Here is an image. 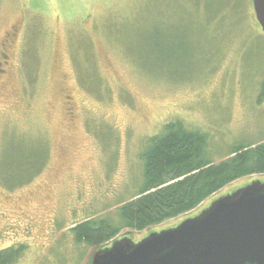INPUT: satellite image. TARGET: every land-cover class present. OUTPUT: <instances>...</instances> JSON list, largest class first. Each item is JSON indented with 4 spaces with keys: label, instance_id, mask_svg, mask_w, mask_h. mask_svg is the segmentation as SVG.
Listing matches in <instances>:
<instances>
[{
    "label": "rangeland",
    "instance_id": "374dc122",
    "mask_svg": "<svg viewBox=\"0 0 264 264\" xmlns=\"http://www.w3.org/2000/svg\"><path fill=\"white\" fill-rule=\"evenodd\" d=\"M238 1L0 0V251L91 264L71 229L135 194L147 141L172 122L207 135L214 162L264 143V36Z\"/></svg>",
    "mask_w": 264,
    "mask_h": 264
},
{
    "label": "trees",
    "instance_id": "16d2710c",
    "mask_svg": "<svg viewBox=\"0 0 264 264\" xmlns=\"http://www.w3.org/2000/svg\"><path fill=\"white\" fill-rule=\"evenodd\" d=\"M235 3L236 15H242L241 0ZM238 19L240 22L241 17ZM259 102L264 103V83ZM208 143L207 135L188 130L181 122L166 125L146 143L142 176L136 188L133 186L135 194L120 200L117 204L123 205L111 217L86 220L72 228L75 242L95 250L105 248L127 233L144 231L195 210L240 178L264 174V143L237 147L220 162L210 156ZM22 251V247L0 251V264H17Z\"/></svg>",
    "mask_w": 264,
    "mask_h": 264
},
{
    "label": "water",
    "instance_id": "95a60500",
    "mask_svg": "<svg viewBox=\"0 0 264 264\" xmlns=\"http://www.w3.org/2000/svg\"><path fill=\"white\" fill-rule=\"evenodd\" d=\"M264 35V0H252ZM91 264H264V182L218 197L178 226L137 243L124 236L92 254Z\"/></svg>",
    "mask_w": 264,
    "mask_h": 264
}]
</instances>
